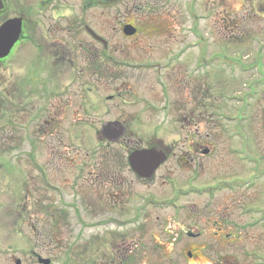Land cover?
Listing matches in <instances>:
<instances>
[{"label":"rangeland","instance_id":"1","mask_svg":"<svg viewBox=\"0 0 264 264\" xmlns=\"http://www.w3.org/2000/svg\"><path fill=\"white\" fill-rule=\"evenodd\" d=\"M84 1L67 0L62 12L80 20ZM98 1L87 0L92 6L88 20L122 51V60L161 58L153 55L155 50L137 49L120 37L124 21L136 19L137 0H120L110 8L96 6ZM261 1L246 0L234 16L213 0L196 5L186 0V17H181L183 22L186 18V93L174 72L171 88L162 92L154 71L131 67L124 76L133 91L126 90L127 103L121 104L107 101L114 86L82 69L84 42L89 41L80 27L78 40L76 32L65 29L55 35L76 51L72 62H65L66 75H60L48 51L59 52L62 46L59 39H53L54 45L42 35L39 2L8 0L9 18L28 16L32 39L0 66L3 264H18L12 254L20 257L36 249L30 240L18 242L43 239L32 224L38 229L45 224V256H52L54 264H264V17L255 15L257 10L264 13ZM193 8L205 16L198 25L190 15ZM234 18L239 30L232 33L227 22ZM72 73L73 84L62 92L72 100L69 118L58 128L39 126L42 119L36 116L46 110L40 95L58 93L56 86L68 84ZM184 94L186 102L181 103ZM165 106L169 113L161 111ZM120 110L134 117L119 118ZM108 122H125V140L113 143L102 135ZM151 144L169 148L170 160L153 181H143L132 173L128 154ZM30 158L43 165L48 183L69 195L68 203L72 192H78H73L78 240H70L78 246L70 256L50 243L51 230L65 211L53 188L40 184ZM72 180L74 185L68 184ZM115 188L121 192L116 205L109 197ZM70 213L64 220L68 228ZM92 223L97 224L94 229ZM189 245L198 247L197 258H189ZM65 249L67 254L71 248Z\"/></svg>","mask_w":264,"mask_h":264},{"label":"flooded vegetation","instance_id":"2","mask_svg":"<svg viewBox=\"0 0 264 264\" xmlns=\"http://www.w3.org/2000/svg\"><path fill=\"white\" fill-rule=\"evenodd\" d=\"M39 2V13L41 14L42 20H40V28L44 29L42 30V35H46L48 37H45L46 39H50V43H53V39H59L57 44H60L62 47L59 52H49V61L52 62L53 67L55 68L54 71L58 70L60 75L63 74L66 75V69L65 62L70 61L72 62L71 56L73 53H75V49L72 47L71 51L70 48L65 46V42L61 40V38L55 37V35L58 33L57 31L63 32L64 29L68 30V32H73L76 34L73 36L74 39L78 40L79 31L78 28H81V32L83 33V37L85 36L89 42H84L86 49L80 42L81 48L86 50L85 54H82L81 63L84 67L82 68L84 71L89 70V73L91 76L100 77V81L103 83L101 84H111V86L115 87V94L109 95L107 98V101L109 102H119V103H127V95L126 90H132L127 87L126 78L124 76V70H127L131 67H136L138 69L146 68V70L154 71L155 72V79L159 87L161 88V91L166 92L168 89H170V82H169V76L174 72V77L177 78V80L180 82L182 80L183 89L186 93V18L183 22V19L181 21V17H186V0H137V7H138V14L136 15V19L134 21H130L127 23L125 20L124 23L121 25V30L119 31V34L121 35L123 39L127 41L133 42V44L136 45L137 49L145 51L146 49L155 50L153 55L155 53L158 54L161 58H146L145 60L138 61L136 63L134 62H128L125 60H122L120 58V51L118 47L112 43L110 37H108L107 34L104 32L98 30L96 28L95 23L90 22L88 20V8H91V4L87 3V0L84 1L85 9L84 10V16L81 17L80 20H77L74 14L71 12L64 13L62 9H64L67 0H65L64 4H59L62 1L61 0H37ZM90 1V0H89ZM197 1L199 0H189V3L192 5H196ZM236 2H240L237 4V8L234 10V16L238 14L243 7L245 6L244 3L246 0H235ZM120 2V0H104V2H101L100 0L97 3L96 6H99L100 8H110L111 6L115 5L116 3ZM201 2V1H200ZM215 5L219 9L223 8V2L224 0H213ZM264 0H262L260 3L261 8L264 7L263 4ZM188 3V4H189ZM184 4V6H183ZM187 4V5H188ZM259 6V8H260ZM194 7V6H193ZM254 7H256L254 5ZM9 8H11L10 5H8V0H0V28L2 25L10 20L15 19H22V33L20 36L19 41L15 44L13 50L11 51L8 59L6 61H9L16 53L19 51L20 48L23 46L25 47L27 44L31 42L32 39V33H31V25L28 21V16H21L18 15L15 18H9ZM260 8V9H261ZM194 9V8H193ZM254 12L257 10L255 8ZM29 13H31V10L28 8ZM258 15L260 17H264V13L260 14L262 12L261 10L258 11ZM28 13V14H29ZM218 14L222 13V11H218ZM190 15L193 19L194 25H198L200 20H204V15L197 14L196 10L194 11L190 9ZM49 17V18H48ZM232 20V19H231ZM48 21V24L46 26V23ZM230 21V20H229ZM182 22V23H181ZM227 27L229 31L232 33L239 30V23L238 20L235 18L233 21L227 22ZM183 24V25H182ZM92 26V27H91ZM105 26V22H104ZM132 28L134 33L132 35H128L126 29ZM155 40L158 42L157 46H153V41ZM64 39V38H63ZM82 39V38H81ZM54 44V43H53ZM55 45V44H54ZM169 45V46H168ZM221 46V45H220ZM222 47V46H221ZM220 48V47H219ZM218 48V49H219ZM50 50V49H47ZM150 54V53H149ZM205 54V53H203ZM202 54V55H203ZM201 55V54H200ZM167 56V57H165ZM202 59L204 62L206 61L205 57L202 56ZM167 62L165 63V61ZM207 62V61H206ZM3 64V63H2ZM46 65V63H45ZM74 71V68H72ZM72 76L74 78H71L68 81V84H63L56 86L58 89V93L56 94H43L40 95L39 98H42V101H44L45 108L42 112H38L39 115L36 116V118L42 119V122L39 123V126L46 125L49 127V129L54 126V128L61 127V121L65 120L64 118H69L68 113L71 109H73L71 103L72 100L64 99L66 95L62 94L64 89H68L73 84V81L75 79V75L72 73ZM78 77V75H77ZM133 91V90H132ZM160 91V94L162 93ZM171 91V90H170ZM49 93V92H47ZM181 99V103L186 102V95ZM75 100V99H74ZM168 103L172 102L171 100ZM174 100V98H173ZM144 101V99H142ZM90 102L93 103L92 99H90ZM176 102V100H175ZM168 107L165 106L163 110L165 113H169V111H166ZM146 112V111H145ZM184 110H181V113H184ZM45 115H43V114ZM109 111H105L104 117L107 116ZM119 118H130L134 117V115H130L126 112V110H120L119 112ZM120 125H123L125 127V134L123 137L116 141H110L113 143H116L119 140H125L127 128L125 125V122H120ZM107 139V138H106ZM108 140V139H107ZM109 141V140H108ZM148 150H155L159 153L163 154L167 158L158 166L155 168L153 174L148 175L146 178L140 177L138 173L134 171V169L131 167L129 162V155H131L133 152L137 151V149H132L131 152L128 154V164L132 171V173L138 177L140 180L143 181H153L158 171L165 165L167 162H169L170 153L171 150L169 148H163L161 145L151 144L147 148ZM179 162V161H178ZM31 166L33 165L35 168V172L38 173L39 181L41 184V181L45 184V186L52 187L53 191L58 195V201L60 205H63V209L66 213L67 210L70 209L71 211V221L72 226L71 228H68L67 222L65 223L66 213L61 211L59 217L57 218V222L54 224L50 236V243L53 245L59 246L63 250L62 254L64 255H71L73 253V249L75 252V247L78 246V243L76 242L75 246L74 243H71V238L73 240H78V232L75 233V228L77 225L78 220V207L76 198L73 195V192L75 195L78 194L77 191H73L71 194V200L68 203L67 199L69 197L66 196L67 194H64L63 191H61V187H56L50 183H48L46 180L47 173L44 172V167L42 164H40L38 161H36L34 158H30ZM148 166L153 169L155 165L157 164L156 160H151L147 162ZM74 180L68 182L70 185H74ZM121 193L118 189H113V191L109 192V197H113L116 199V202L114 205L117 204V201H120V198H118L116 193ZM122 197V194L119 196ZM43 199V198H42ZM66 199V200H65ZM114 199V200H115ZM28 200V199H27ZM65 200V201H64ZM153 200V199H151ZM154 201V200H153ZM67 202V203H65ZM102 202V198H101ZM30 204V201L28 202ZM67 204H70L71 206L68 207ZM153 204V203H152ZM35 215V214H34ZM37 215V213H36ZM30 219L31 216H27V220L29 221V227H30ZM40 219V218H39ZM41 220V219H40ZM40 225V224H39ZM38 225V226H39ZM97 224L92 223L90 227L94 229ZM36 224H32L31 228L33 231H38V236L43 239H25V240H18V242L22 243V245L29 243H32L36 249L30 250L28 255L22 254L20 257H16L14 254H12V258L16 261V263L21 264L26 260L27 262L33 263V264H54L52 256H45L46 250V238L47 233L44 231L45 224L40 226V228H35ZM98 226H104L103 224H99ZM77 229V228H76ZM13 230V229H12ZM75 236V238H74ZM10 241L4 240V242ZM13 241V240H12ZM169 242V240H168ZM69 245L71 248L70 251L66 254V246ZM64 246V248H62ZM189 251L188 255L190 259L197 258L196 253H198L199 249L195 245H189L188 246ZM121 253V251H120ZM28 258V259H27ZM0 264H3V261L0 260Z\"/></svg>","mask_w":264,"mask_h":264},{"label":"water","instance_id":"3","mask_svg":"<svg viewBox=\"0 0 264 264\" xmlns=\"http://www.w3.org/2000/svg\"><path fill=\"white\" fill-rule=\"evenodd\" d=\"M22 19L10 20L2 25L0 28V60L7 58L13 50L15 44L19 41L22 33ZM128 35L134 33L132 28L126 29ZM125 129L119 123L105 124L102 129V135L109 141H116L123 137ZM167 157L155 150H141L133 152L129 156V162L140 177L146 178L153 174L156 167H158ZM156 160L157 164L151 169L147 162Z\"/></svg>","mask_w":264,"mask_h":264},{"label":"trees","instance_id":"4","mask_svg":"<svg viewBox=\"0 0 264 264\" xmlns=\"http://www.w3.org/2000/svg\"><path fill=\"white\" fill-rule=\"evenodd\" d=\"M238 3H240V2H236L235 0H224V2H223V7H226V8H228L230 11H228V12H230V13H234V10L238 7L237 6V4ZM5 63V60L4 61H0V66L1 65H3V64ZM3 107H2V101H1V99H0V117H1V114H2V111H3V109H2ZM208 151V150H207Z\"/></svg>","mask_w":264,"mask_h":264}]
</instances>
